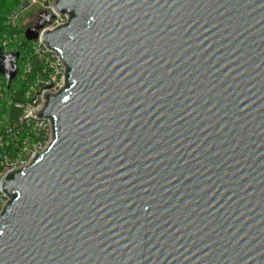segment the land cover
<instances>
[{
  "label": "water",
  "instance_id": "water-1",
  "mask_svg": "<svg viewBox=\"0 0 264 264\" xmlns=\"http://www.w3.org/2000/svg\"><path fill=\"white\" fill-rule=\"evenodd\" d=\"M55 9L67 84L50 145L2 180L0 264H264V0Z\"/></svg>",
  "mask_w": 264,
  "mask_h": 264
},
{
  "label": "built area",
  "instance_id": "built-area-1",
  "mask_svg": "<svg viewBox=\"0 0 264 264\" xmlns=\"http://www.w3.org/2000/svg\"><path fill=\"white\" fill-rule=\"evenodd\" d=\"M55 1L26 0L8 18L9 24L17 23L21 13L32 3L41 4L42 14L53 15L50 21L38 30V37L30 40L31 55L23 57L20 61V78L27 87L22 92L11 89L5 76L0 78V212L8 201V196L2 190V180L31 164L53 139L52 120L40 114L46 107L48 96L57 94L66 86L67 65L56 50L45 44L43 35L46 31L65 24L69 19L68 15L56 11ZM19 57L20 54L17 61ZM17 73L18 67L12 80L16 78Z\"/></svg>",
  "mask_w": 264,
  "mask_h": 264
},
{
  "label": "trees",
  "instance_id": "trees-1",
  "mask_svg": "<svg viewBox=\"0 0 264 264\" xmlns=\"http://www.w3.org/2000/svg\"><path fill=\"white\" fill-rule=\"evenodd\" d=\"M26 0H0V60L3 55L18 52L20 57L17 61L18 73L14 80H11L9 86L11 89L23 91L27 84L20 78V61L23 57L31 55L32 41L28 40L23 34L24 26L15 23L9 24L10 14L17 10ZM9 52V53H8ZM6 53V54H5ZM4 74L0 72V78Z\"/></svg>",
  "mask_w": 264,
  "mask_h": 264
},
{
  "label": "rangeland",
  "instance_id": "rangeland-1",
  "mask_svg": "<svg viewBox=\"0 0 264 264\" xmlns=\"http://www.w3.org/2000/svg\"><path fill=\"white\" fill-rule=\"evenodd\" d=\"M41 4L32 3L26 7V9L21 13L20 20L17 22L24 26V29L34 27L38 25L41 20L42 11ZM2 207V203L0 202V209Z\"/></svg>",
  "mask_w": 264,
  "mask_h": 264
}]
</instances>
